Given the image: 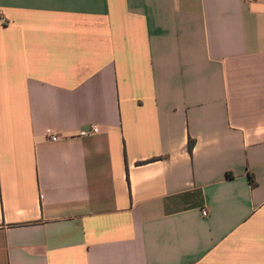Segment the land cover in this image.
<instances>
[{"label":"crops","instance_id":"0c3cea01","mask_svg":"<svg viewBox=\"0 0 264 264\" xmlns=\"http://www.w3.org/2000/svg\"><path fill=\"white\" fill-rule=\"evenodd\" d=\"M0 264H264V0H0Z\"/></svg>","mask_w":264,"mask_h":264},{"label":"built area","instance_id":"2783aa9c","mask_svg":"<svg viewBox=\"0 0 264 264\" xmlns=\"http://www.w3.org/2000/svg\"><path fill=\"white\" fill-rule=\"evenodd\" d=\"M251 1H255V0H251ZM99 132L98 127H92L90 130H84L81 131L79 134V137H87L90 135H95ZM48 138L52 141V142H57L58 141V137L50 132L47 133ZM204 215H207V213H204Z\"/></svg>","mask_w":264,"mask_h":264},{"label":"trees","instance_id":"16d2710c","mask_svg":"<svg viewBox=\"0 0 264 264\" xmlns=\"http://www.w3.org/2000/svg\"><path fill=\"white\" fill-rule=\"evenodd\" d=\"M191 147H192V145H190V148H191ZM252 182H253V183H252V186L255 187V186H256L255 181L253 180Z\"/></svg>","mask_w":264,"mask_h":264}]
</instances>
